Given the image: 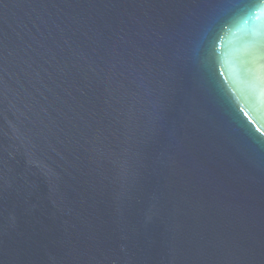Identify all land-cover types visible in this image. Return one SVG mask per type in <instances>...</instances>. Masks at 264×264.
<instances>
[{"label": "water", "instance_id": "obj_1", "mask_svg": "<svg viewBox=\"0 0 264 264\" xmlns=\"http://www.w3.org/2000/svg\"><path fill=\"white\" fill-rule=\"evenodd\" d=\"M0 264H264V0H0Z\"/></svg>", "mask_w": 264, "mask_h": 264}]
</instances>
